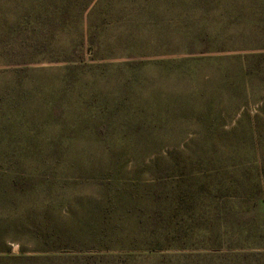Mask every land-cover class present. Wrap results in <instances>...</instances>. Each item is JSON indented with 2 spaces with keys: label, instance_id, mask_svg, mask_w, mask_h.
Wrapping results in <instances>:
<instances>
[{
  "label": "rangeland",
  "instance_id": "rangeland-1",
  "mask_svg": "<svg viewBox=\"0 0 264 264\" xmlns=\"http://www.w3.org/2000/svg\"><path fill=\"white\" fill-rule=\"evenodd\" d=\"M60 1L0 0V264H264L255 0H101L22 51Z\"/></svg>",
  "mask_w": 264,
  "mask_h": 264
},
{
  "label": "trees",
  "instance_id": "trees-1",
  "mask_svg": "<svg viewBox=\"0 0 264 264\" xmlns=\"http://www.w3.org/2000/svg\"><path fill=\"white\" fill-rule=\"evenodd\" d=\"M100 1L101 0H61L59 3L52 5V11L49 12L46 16L32 14L23 16L17 30V39L21 41L19 43L20 49L22 51L24 49H28L29 52L26 53H28L29 55H34V52H37L39 50L45 51L48 45L47 42H45L44 45H40L38 43V39L40 36L42 37V35L44 36L46 34L43 39L45 40L46 37L47 41L50 36V38H56L57 35L67 29L70 24L77 25L83 23L85 10L94 3V7L92 8V10L94 11V9L99 6ZM223 2V0L197 1L198 5L202 7L203 11H208L210 13L219 11L227 18H238V21L244 14V8H242L240 5L233 8L232 4L230 6L224 7ZM247 10L249 11L250 17L252 18L251 21H254L256 23H254V26L252 28V32L255 34L254 36L260 35V38H258V40L253 39V42L257 41L258 43L261 42V44L257 43L256 45H246L248 42H242L241 45L238 46V49L248 52L244 55V71L246 73V76H248L249 78H255L262 75L264 77V0H255L248 6ZM46 31L48 32L46 33ZM88 38L92 44L90 34ZM24 40H28V44L27 42H24ZM80 42L82 41H78L73 46L70 55H77ZM82 44H84V41L82 42ZM219 50L226 51L227 48H218L217 51ZM204 51L203 53H206ZM42 60L54 61V59L50 60L46 58ZM30 61L31 60L27 59L23 61L22 64L28 65Z\"/></svg>",
  "mask_w": 264,
  "mask_h": 264
}]
</instances>
